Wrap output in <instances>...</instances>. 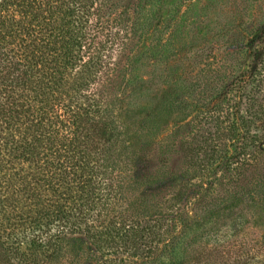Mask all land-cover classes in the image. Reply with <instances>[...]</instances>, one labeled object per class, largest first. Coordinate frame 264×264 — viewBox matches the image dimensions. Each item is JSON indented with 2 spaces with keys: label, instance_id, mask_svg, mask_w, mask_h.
<instances>
[{
  "label": "trees",
  "instance_id": "16d2710c",
  "mask_svg": "<svg viewBox=\"0 0 264 264\" xmlns=\"http://www.w3.org/2000/svg\"><path fill=\"white\" fill-rule=\"evenodd\" d=\"M201 4L0 0V264H220L205 229L264 204V33ZM206 44L235 62L202 84Z\"/></svg>",
  "mask_w": 264,
  "mask_h": 264
},
{
  "label": "rangeland",
  "instance_id": "374dc122",
  "mask_svg": "<svg viewBox=\"0 0 264 264\" xmlns=\"http://www.w3.org/2000/svg\"><path fill=\"white\" fill-rule=\"evenodd\" d=\"M201 6L206 7L200 13L201 16H204L206 25L228 26V30L222 39L247 41L259 29H263L264 33V0H215L214 2L202 0ZM226 48V44H223L221 48L216 46V50H212L209 44H206L203 51L199 52L198 49L194 52L196 57L191 64L196 67V71L202 69L207 71L202 73L200 78L202 84L212 83L217 79V69L226 68L229 64L235 62L230 60L225 52ZM218 55H225V66L222 62L217 64L216 56ZM163 133L162 138L168 139L171 147L173 145L172 140L176 136L180 138L181 134H184V129L175 125L173 120L164 128ZM140 195L133 194V199L139 200ZM236 205L239 207L223 211L225 215L233 218V220H228L227 225H224L223 219H220L204 231V242L206 243L204 246L209 251L208 256L213 263H233L239 256L243 255L245 257L253 251L257 252V260L264 259V204L257 205L254 202L252 206L240 203ZM225 215L221 214V217H225ZM237 216L242 217V221L234 225L233 221L239 218ZM192 235L193 233L189 234V236ZM162 259L153 264H159ZM127 264L142 263L128 261Z\"/></svg>",
  "mask_w": 264,
  "mask_h": 264
}]
</instances>
